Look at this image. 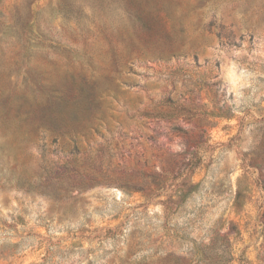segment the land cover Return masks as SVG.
<instances>
[{"label":"rangeland","instance_id":"1","mask_svg":"<svg viewBox=\"0 0 264 264\" xmlns=\"http://www.w3.org/2000/svg\"><path fill=\"white\" fill-rule=\"evenodd\" d=\"M0 264H264V0H0Z\"/></svg>","mask_w":264,"mask_h":264}]
</instances>
